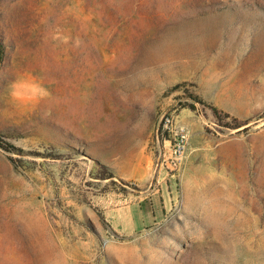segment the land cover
I'll use <instances>...</instances> for the list:
<instances>
[{
    "label": "rangeland",
    "instance_id": "374dc122",
    "mask_svg": "<svg viewBox=\"0 0 264 264\" xmlns=\"http://www.w3.org/2000/svg\"><path fill=\"white\" fill-rule=\"evenodd\" d=\"M0 44V264H264V0H0Z\"/></svg>",
    "mask_w": 264,
    "mask_h": 264
},
{
    "label": "clouds",
    "instance_id": "9594fccd",
    "mask_svg": "<svg viewBox=\"0 0 264 264\" xmlns=\"http://www.w3.org/2000/svg\"><path fill=\"white\" fill-rule=\"evenodd\" d=\"M11 101L16 105L38 104L46 100L51 93L36 78L16 81L9 93Z\"/></svg>",
    "mask_w": 264,
    "mask_h": 264
},
{
    "label": "crops",
    "instance_id": "0c3cea01",
    "mask_svg": "<svg viewBox=\"0 0 264 264\" xmlns=\"http://www.w3.org/2000/svg\"><path fill=\"white\" fill-rule=\"evenodd\" d=\"M134 209H136L137 212L134 211ZM148 214L149 213L140 210L139 206L136 208L131 205L122 212L121 217L124 218L123 223H121V220H118L116 226L124 233H134L137 230L143 229L147 225ZM137 219H139V223L142 227L138 224ZM138 225L140 227H138Z\"/></svg>",
    "mask_w": 264,
    "mask_h": 264
},
{
    "label": "built area",
    "instance_id": "2783aa9c",
    "mask_svg": "<svg viewBox=\"0 0 264 264\" xmlns=\"http://www.w3.org/2000/svg\"><path fill=\"white\" fill-rule=\"evenodd\" d=\"M186 146V137L185 135H181L179 140L175 143V151H174V158H172V161L174 162L175 160H179V156L182 155L183 150L185 149ZM174 166H176V163H174Z\"/></svg>",
    "mask_w": 264,
    "mask_h": 264
},
{
    "label": "trees",
    "instance_id": "16d2710c",
    "mask_svg": "<svg viewBox=\"0 0 264 264\" xmlns=\"http://www.w3.org/2000/svg\"><path fill=\"white\" fill-rule=\"evenodd\" d=\"M4 57V51H3V46L0 44V62L2 61ZM191 109L196 110L195 106H191ZM214 111V114L216 115V117H220V112L218 111L217 108L212 107L211 108ZM11 147V148H8ZM0 148H2L5 151H9L8 149H14L13 146H9V144H5V143H0Z\"/></svg>",
    "mask_w": 264,
    "mask_h": 264
}]
</instances>
